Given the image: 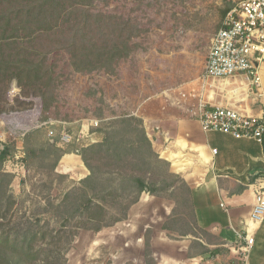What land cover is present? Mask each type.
<instances>
[{
    "label": "rangeland",
    "instance_id": "374dc122",
    "mask_svg": "<svg viewBox=\"0 0 264 264\" xmlns=\"http://www.w3.org/2000/svg\"><path fill=\"white\" fill-rule=\"evenodd\" d=\"M241 1L97 0L96 4L104 12L131 17L146 27L147 32L136 40L138 46L132 56L122 62L115 76L103 72L82 75L74 72L67 54L60 51L53 53L49 56L48 62L55 67L53 68L55 77L58 78L57 103L49 111H45L43 99L39 94L25 96L17 84L13 83L16 87L12 85L10 89L6 112L30 110L34 105L31 101L33 97L42 103V111L38 119L40 122L53 119L72 123L73 126L67 128L70 130L77 128L76 130L79 131L82 124L87 123L86 120H101L98 133L103 137V131L109 130L113 121L124 114L142 119L145 129L157 125L154 121L158 118L165 122L172 118L189 121L191 118L183 110L182 105L192 107L197 104L199 95L203 93L200 79L204 73L212 40L222 27L226 17L225 11L232 9ZM211 82L221 89V85L225 83L221 80H211ZM239 87L238 84L227 89L229 92L230 89L237 88L239 94L238 97L230 100V103L234 102L237 106L243 107L255 106L258 101L254 96H249ZM220 88L217 90L215 101L217 103L223 102ZM208 94L209 92L206 93L207 96ZM22 121L24 123L25 119L23 118ZM158 123L162 124V122ZM168 129L171 130L168 143L160 140L158 145L152 144L154 152L165 163L155 166L150 182L157 183L156 187L161 189L165 184L175 185L169 190L161 191V194L162 198H166L171 205H174L172 218L166 226L175 231L174 236H179L194 231L195 226L192 196L187 193L183 181L190 189L191 186L201 182L206 172L203 164L208 160L204 154L200 156L198 152H190L188 141L177 137L174 126ZM29 134H31L29 146L35 147L37 151L33 156L37 158L33 159L30 167L27 168L24 159L13 164L8 163V167L4 164V171L13 175L11 190L17 200L9 220L12 219L17 223L38 217L42 221H50L54 226L57 223L54 214L45 213L46 209H52L50 204L61 200L63 195L75 185L74 183L78 182L59 178L52 170V165L58 156L52 154L50 148L52 141L48 137L46 127L34 129ZM6 140L8 143L0 144V148L9 147L15 154L17 142L13 136H8ZM25 140L24 138L26 148ZM68 148L71 149V146ZM13 154L9 157H13ZM26 156L25 154L24 157ZM22 164L25 169H22ZM128 203L129 201H121L115 204V210H119L120 213L112 210L113 215L121 217L122 209ZM86 231L80 230L78 234L81 235L80 241L76 242L77 236L70 245L66 264H110V251L105 247L98 250L96 258L90 257L87 260L85 253L94 245L93 242L98 241L104 234L89 236L85 234ZM199 232L198 235L201 234ZM146 240L147 242L150 240V232L147 233ZM93 252L94 250L92 254ZM147 253H151L150 247H147Z\"/></svg>",
    "mask_w": 264,
    "mask_h": 264
},
{
    "label": "trees",
    "instance_id": "16d2710c",
    "mask_svg": "<svg viewBox=\"0 0 264 264\" xmlns=\"http://www.w3.org/2000/svg\"><path fill=\"white\" fill-rule=\"evenodd\" d=\"M96 1L0 0V114L7 110L13 83L25 96L39 94L45 111L57 103L58 78L48 62L53 53L67 54L76 73L116 75L147 29L131 17L104 12ZM112 124L103 131L101 142L89 146L72 144L71 149L63 150L50 143L52 154L58 156L52 165L57 177L68 179L56 168L71 152L81 156L90 172L61 200L50 204L52 209H46L45 213L54 214V226L38 217L17 223L9 220L17 200L11 190L13 175L4 171V164L14 150L0 148V264H66L69 247L80 230L97 233L111 227L127 219L144 192L162 197L161 191L175 186L164 182L161 189L150 182L155 166L165 162L154 152L142 119L124 114ZM25 139L24 160L29 168L37 151L29 146L31 134ZM183 186L191 196L184 181ZM121 201L129 203L121 217L115 216L112 210ZM146 244L150 246L149 241Z\"/></svg>",
    "mask_w": 264,
    "mask_h": 264
},
{
    "label": "crops",
    "instance_id": "0c3cea01",
    "mask_svg": "<svg viewBox=\"0 0 264 264\" xmlns=\"http://www.w3.org/2000/svg\"><path fill=\"white\" fill-rule=\"evenodd\" d=\"M250 108L252 114L264 115V98ZM154 123L167 132L174 126L177 137L188 141L190 152L207 157L208 161L202 163L206 172L201 182L191 186L195 233L189 231L174 236L175 231L166 226L172 218L174 205L166 198L144 192L130 208L126 220L98 233L86 231L89 236L104 234L85 253L87 260L96 258L98 250L105 247L110 251V264H243L242 257L235 251L244 244L239 234L249 230L255 242L248 264H264V221L254 224L250 220L256 192L264 186V142L205 132L200 122L193 119L172 118L165 122L158 118ZM67 126L70 128L73 124L67 123ZM95 138L98 142L103 140L98 132ZM58 147L67 150L69 146ZM214 149L218 150L217 154H213ZM56 172L75 182L90 174L81 156L75 153L65 154ZM80 239L81 235L76 242Z\"/></svg>",
    "mask_w": 264,
    "mask_h": 264
},
{
    "label": "built area",
    "instance_id": "2783aa9c",
    "mask_svg": "<svg viewBox=\"0 0 264 264\" xmlns=\"http://www.w3.org/2000/svg\"><path fill=\"white\" fill-rule=\"evenodd\" d=\"M200 80L203 93L199 95L197 104L192 107L182 105L188 116L199 121L205 132H221L236 139H253L262 144L264 115L252 114L248 106L241 109L242 106L230 103L239 94L237 88L229 92L227 89L239 84L240 89L249 96L253 95L258 102L264 98V0H242L227 13L221 29L212 40ZM211 80L225 81L222 89L219 87L223 94L221 103L215 102L219 88ZM13 86L16 87L15 84ZM31 101L34 105L30 110L0 114V144H7L8 136H13L17 142V152L8 157L5 167L25 158L24 138L37 128L46 127L50 141L61 147L72 144L84 147L98 142L95 134L101 128V120H86L87 123L82 124L79 131L68 129L66 122L58 120L40 122L42 103L33 97ZM147 135L154 145H158L160 140L165 143L170 141L169 132L159 125L147 127ZM212 152L217 154L218 150ZM21 167L25 169L23 164ZM250 220L254 224L264 221V186L256 192ZM239 236L244 244L235 253L242 257L243 264H248L255 237L249 230Z\"/></svg>",
    "mask_w": 264,
    "mask_h": 264
},
{
    "label": "water",
    "instance_id": "95a60500",
    "mask_svg": "<svg viewBox=\"0 0 264 264\" xmlns=\"http://www.w3.org/2000/svg\"><path fill=\"white\" fill-rule=\"evenodd\" d=\"M2 148H4V149H5V148H6V146H5V147H2Z\"/></svg>",
    "mask_w": 264,
    "mask_h": 264
}]
</instances>
